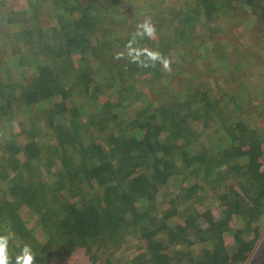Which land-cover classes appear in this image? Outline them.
Instances as JSON below:
<instances>
[{
	"label": "trees",
	"instance_id": "1",
	"mask_svg": "<svg viewBox=\"0 0 264 264\" xmlns=\"http://www.w3.org/2000/svg\"><path fill=\"white\" fill-rule=\"evenodd\" d=\"M122 1L0 0V264H264V95L211 94L264 0Z\"/></svg>",
	"mask_w": 264,
	"mask_h": 264
},
{
	"label": "rangeland",
	"instance_id": "2",
	"mask_svg": "<svg viewBox=\"0 0 264 264\" xmlns=\"http://www.w3.org/2000/svg\"><path fill=\"white\" fill-rule=\"evenodd\" d=\"M119 1L123 2L122 0H119ZM189 1L191 2L190 6L195 5V2L194 3L192 2L193 0H189ZM121 2L118 5L119 8L123 4ZM135 2L136 3H143V0H136ZM169 2H170L169 4L171 5L174 1L172 0ZM11 5L13 6V4H11ZM14 5L17 7H24L26 5V0H14ZM125 6L126 7H124L123 9L126 12H128L127 10H129L130 13H137L136 15L131 14L135 18H137V15L139 12H141V11L145 12V9L143 8L142 4H139V6L137 8H136V5H133V4H129V5L126 4ZM7 7L10 8L11 6H7ZM245 7L246 6H242V7L238 6V8L235 9L234 11H228L227 12V15H228L227 17H228L229 21L231 20V22L228 24L229 28L227 27L228 29H227V31H225V32H227V41L229 43L227 41L225 42L224 40H222L225 43L223 42V44L221 46H218L216 49H218V48L222 49L223 45H226L228 47L230 46V48H228L225 52L220 53V56L222 57V60H225L226 54L228 55L229 60L231 57H233V63L231 64V66H230V64L228 66H226V70H224L223 75L221 77H219L216 81L214 79H212L213 84L215 86V87H213L214 92L211 93L212 98H214V96L220 97V95L217 94V92L221 89V88H219V86H222L224 84H228L230 81L231 82L235 81L234 84H238V83H241L244 81L246 86H251V87L256 88L255 93L260 91L261 93L259 92V96H261L262 94L264 95V65H262L261 63H260L261 65H258L257 62H259V61H257V60L254 61V59H253L256 56L255 54H258V52L259 53L262 52L261 50L264 46V28H260L261 27L260 26L258 29L256 27L257 26V25H255L256 23L255 22L253 23V19L255 18V17H253V15L255 16V14H253V11L250 8H245ZM262 10L263 9H261L259 11V14L261 16L264 15V12ZM147 12H149V9H147L146 13ZM148 16L149 15H147V18H148ZM242 19H244V20H242ZM259 34H261L260 37L258 36ZM153 37L155 39V38H157V35L154 34ZM200 39L201 38L195 39V40H193V42H195L198 45ZM235 40L239 41V43H240V46H238L236 50H235V48L232 49V45L230 44V42H233ZM219 41H221V40H219ZM150 49L151 48H149L148 46H145V48L142 51L147 53L148 51H146V50L150 51ZM228 50L230 51V53H228ZM245 50H246V54H242V52ZM142 51H141V53H142ZM176 53H178V52H176ZM208 53L209 52L206 53V56H208ZM212 57H213V54H212ZM236 58H238L239 61ZM219 61H221V60H219ZM229 69H231L232 72L226 77V74H227ZM164 72L169 74L170 71H169L168 66L165 67ZM184 75L187 76V73ZM242 89H243L242 90V98L244 100H248L250 97L248 95V91L246 89H244L243 86H242ZM259 96H258V99L261 98ZM261 100H264V98H261ZM248 111L255 112L254 109H250ZM17 116L19 117V119H24V120L28 117L27 114L21 115L20 112L17 113ZM255 124H257L256 120H255ZM201 128L202 127L199 128V131L201 130ZM197 152H198V150H196V149L190 151L191 154H193V153L195 154ZM21 215L26 220V223H28L27 225L30 228L34 229L35 233L39 237H41L42 232H40V229H39L40 227L37 226V224H36L37 223L36 222L37 215H32L31 211L27 207L24 210H21ZM259 223H260V225H262L261 230L263 229V235H264V219ZM260 241H261V239H260ZM134 242H135V240H129L127 242V244H128V246H132ZM24 255L25 254H22V256H24ZM26 260H24V258H23L21 262L24 261L23 264H27L29 261H26ZM30 264H33V263L30 261ZM55 264H93V263H91L87 259V256L84 254V252L82 250L81 251L79 250V251L73 252L72 254L69 253V254L63 256L62 259L60 258V260L56 261Z\"/></svg>",
	"mask_w": 264,
	"mask_h": 264
}]
</instances>
